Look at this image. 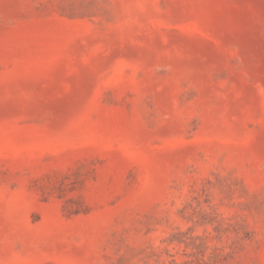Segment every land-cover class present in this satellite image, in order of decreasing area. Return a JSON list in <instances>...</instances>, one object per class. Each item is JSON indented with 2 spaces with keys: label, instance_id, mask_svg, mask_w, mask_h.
<instances>
[{
  "label": "rangeland",
  "instance_id": "obj_1",
  "mask_svg": "<svg viewBox=\"0 0 264 264\" xmlns=\"http://www.w3.org/2000/svg\"><path fill=\"white\" fill-rule=\"evenodd\" d=\"M0 264H264V0H0Z\"/></svg>",
  "mask_w": 264,
  "mask_h": 264
}]
</instances>
